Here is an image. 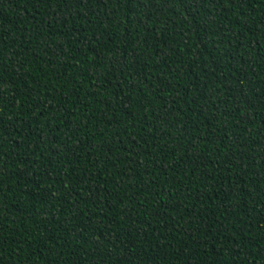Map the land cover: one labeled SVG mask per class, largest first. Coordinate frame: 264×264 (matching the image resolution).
I'll list each match as a JSON object with an SVG mask.
<instances>
[{
  "label": "trees",
  "instance_id": "trees-1",
  "mask_svg": "<svg viewBox=\"0 0 264 264\" xmlns=\"http://www.w3.org/2000/svg\"><path fill=\"white\" fill-rule=\"evenodd\" d=\"M0 264H264V0H0Z\"/></svg>",
  "mask_w": 264,
  "mask_h": 264
}]
</instances>
